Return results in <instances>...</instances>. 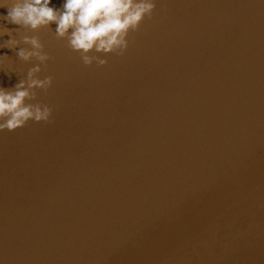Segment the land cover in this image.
I'll list each match as a JSON object with an SVG mask.
<instances>
[{"label":"water","instance_id":"1","mask_svg":"<svg viewBox=\"0 0 264 264\" xmlns=\"http://www.w3.org/2000/svg\"><path fill=\"white\" fill-rule=\"evenodd\" d=\"M156 2L103 67L28 33L54 122L0 133V264H264V0Z\"/></svg>","mask_w":264,"mask_h":264},{"label":"clouds","instance_id":"2","mask_svg":"<svg viewBox=\"0 0 264 264\" xmlns=\"http://www.w3.org/2000/svg\"><path fill=\"white\" fill-rule=\"evenodd\" d=\"M0 7L8 9L0 19L19 26L9 29L3 26L0 37L11 38L3 47L16 50L20 60L36 63L26 76L12 88L0 87V133L15 132L30 123H53L54 106L40 98V91L47 93L52 87V75L41 78L53 57L45 51V45L38 35L41 29H51L55 23V36L66 41V47L79 54L85 66L103 67L108 55L124 56L129 48V37L141 31L146 20L154 17L156 0H64L57 8L52 0H6ZM23 30V32H21ZM17 32L19 38L13 33ZM8 55H0V69H3ZM7 73V72H6Z\"/></svg>","mask_w":264,"mask_h":264}]
</instances>
